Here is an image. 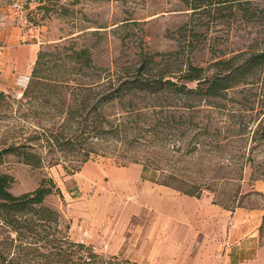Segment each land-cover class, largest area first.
<instances>
[{
  "label": "rangeland",
  "instance_id": "1",
  "mask_svg": "<svg viewBox=\"0 0 264 264\" xmlns=\"http://www.w3.org/2000/svg\"><path fill=\"white\" fill-rule=\"evenodd\" d=\"M15 1L0 0V44L6 50L28 47L26 62L29 44L38 43L33 68L40 50L57 52L42 74L116 81L135 74L147 60L144 72L172 70L173 76H179L192 63L212 76L222 71L216 65L219 60L235 57L231 64L236 66L245 53L264 44V0H223L209 5L208 0H22L32 6L38 25L36 38L30 37L27 45L10 11ZM195 2L202 7L191 9L188 4ZM74 48H87L92 64L79 69L80 62L71 56ZM188 84L194 87L197 82ZM27 86L0 90V150L24 144L25 138L52 126L50 114L41 120L32 111L39 108L30 110L23 103ZM64 95L69 98L72 89ZM134 100L137 105L132 114L118 103L101 107L112 119L132 116L134 128L124 142L110 140L107 152L114 156L91 159L75 173H68L63 163L34 168L16 154H0V174L14 177V194L34 190L43 178H53L61 190L43 202L53 211L51 219H34L38 232L34 243L16 248L15 242L11 256L16 254L20 264H76L56 254L59 248L70 252L67 238L81 242L71 236L68 208L108 194L116 211L128 210L134 193L114 187L119 181L112 180L109 171L121 167L117 161L128 160H134L128 166L147 164L159 170L160 181L193 189L227 209L260 207L258 236L264 252V70L236 81L218 96L187 98L168 93L149 104ZM4 235L15 238L17 233L8 228ZM86 245L99 254L114 255Z\"/></svg>",
  "mask_w": 264,
  "mask_h": 264
},
{
  "label": "trees",
  "instance_id": "2",
  "mask_svg": "<svg viewBox=\"0 0 264 264\" xmlns=\"http://www.w3.org/2000/svg\"><path fill=\"white\" fill-rule=\"evenodd\" d=\"M222 1L208 0L207 4ZM188 5L194 10L202 7L200 2ZM56 47L59 48L60 45ZM56 55L55 51L49 52L46 49L39 51L31 81L22 95L23 103H26L30 110L33 107L39 108L32 111L38 117L41 116V120H45L47 114L52 116V126L43 127L33 136L25 138L24 144H11L1 149L0 154L5 152L16 154L22 158L23 163L34 168L63 163L68 173H75L82 164L98 156H114L113 153L107 152L110 140L124 142L129 138L127 133L134 128V118L126 116L122 119H112L102 112L103 105L118 103L132 114L134 105H137L134 104V99L149 104L168 93L187 98L218 96L222 91L232 87L236 81L243 80L249 74H260L264 70V44L260 49L245 53L246 56L236 66L231 64L235 57L219 60L216 65H220L222 71L212 76L204 74L203 67L192 63L187 64V68L179 76H173V72H170L172 70L144 72L143 69L148 64L146 60L141 63L135 74L130 73L116 81L109 78L103 82L93 77L74 78L67 73L42 74L45 71L44 65ZM71 56L80 62L79 69L92 64L87 48H74ZM189 82H197V85L189 86ZM67 89H72L69 98L64 95ZM130 161L134 160L117 163L126 165ZM13 181L12 175L0 174V264H20L16 261L18 258L16 254L11 256V246L15 242L16 248H21L25 243H34L33 239H36L38 234L35 230V221L49 220L50 213L53 212L44 206L43 202L48 196L61 193L53 178H43L34 190L16 195L11 191ZM161 183L192 196L201 195L193 189L185 190L170 182ZM8 228L17 233L15 238L4 235V230ZM67 243L71 248L69 253L62 248L56 253L65 262L143 264L117 255L99 254L84 242H74L67 238Z\"/></svg>",
  "mask_w": 264,
  "mask_h": 264
},
{
  "label": "crops",
  "instance_id": "3",
  "mask_svg": "<svg viewBox=\"0 0 264 264\" xmlns=\"http://www.w3.org/2000/svg\"><path fill=\"white\" fill-rule=\"evenodd\" d=\"M37 44H29L26 62L28 47H5L0 56V90L29 79ZM119 166L109 170L110 176L119 181L114 187L134 193L131 207L116 211L108 194L90 203H73L68 215L74 240L143 264H264L258 236L260 207L230 210L161 183L159 170L147 164Z\"/></svg>",
  "mask_w": 264,
  "mask_h": 264
},
{
  "label": "built area",
  "instance_id": "4",
  "mask_svg": "<svg viewBox=\"0 0 264 264\" xmlns=\"http://www.w3.org/2000/svg\"><path fill=\"white\" fill-rule=\"evenodd\" d=\"M10 11H13L12 13H15V17L18 20L21 40L25 44H27L31 40L30 37L36 38L38 25L34 23L33 20L34 14L32 12V6L29 3L24 2L22 0H16L10 7ZM4 49L5 46L0 44V56L3 55ZM29 79H27L25 82L24 81L21 82L20 80H18L17 84L19 86H27Z\"/></svg>",
  "mask_w": 264,
  "mask_h": 264
}]
</instances>
